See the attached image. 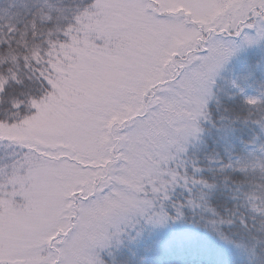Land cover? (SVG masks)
<instances>
[{"label": "snow or ice", "instance_id": "1", "mask_svg": "<svg viewBox=\"0 0 264 264\" xmlns=\"http://www.w3.org/2000/svg\"><path fill=\"white\" fill-rule=\"evenodd\" d=\"M0 264H264V0H0Z\"/></svg>", "mask_w": 264, "mask_h": 264}]
</instances>
